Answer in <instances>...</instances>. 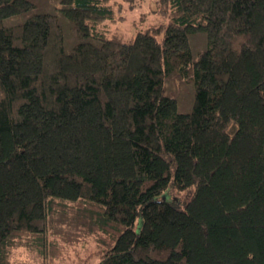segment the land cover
<instances>
[{
	"label": "trees",
	"instance_id": "16d2710c",
	"mask_svg": "<svg viewBox=\"0 0 264 264\" xmlns=\"http://www.w3.org/2000/svg\"><path fill=\"white\" fill-rule=\"evenodd\" d=\"M154 4L0 0V264H264V0Z\"/></svg>",
	"mask_w": 264,
	"mask_h": 264
},
{
	"label": "rangeland",
	"instance_id": "374dc122",
	"mask_svg": "<svg viewBox=\"0 0 264 264\" xmlns=\"http://www.w3.org/2000/svg\"><path fill=\"white\" fill-rule=\"evenodd\" d=\"M113 4L119 8L118 19L109 24L108 28L125 33L128 37L134 33L135 29H145L151 24L162 22L154 11V0H113ZM168 196L163 195L161 199L167 201L174 199L170 202L174 206H180V200L175 199L171 192Z\"/></svg>",
	"mask_w": 264,
	"mask_h": 264
}]
</instances>
